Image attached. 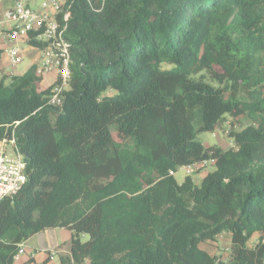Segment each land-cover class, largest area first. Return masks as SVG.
Segmentation results:
<instances>
[{"label": "trees", "instance_id": "16d2710c", "mask_svg": "<svg viewBox=\"0 0 264 264\" xmlns=\"http://www.w3.org/2000/svg\"><path fill=\"white\" fill-rule=\"evenodd\" d=\"M68 5L63 105L34 66L0 78V142L15 138L28 175L0 204V264L57 228L60 264H223L201 245L224 234L229 264H264V0ZM227 116L252 124L204 146ZM208 161L200 186L171 174Z\"/></svg>", "mask_w": 264, "mask_h": 264}, {"label": "built area", "instance_id": "2783aa9c", "mask_svg": "<svg viewBox=\"0 0 264 264\" xmlns=\"http://www.w3.org/2000/svg\"><path fill=\"white\" fill-rule=\"evenodd\" d=\"M70 0H43L37 8L31 7L25 0H16L13 9L0 20V44H11L6 50L10 65L17 67L23 61L22 50L17 45L22 41L40 44L41 65L36 68L37 75L55 73V82L51 86L48 104L62 106L65 93L72 79L71 43L66 34L71 13ZM15 77L10 75V79ZM11 149V151H9ZM205 163L184 166L189 173L204 168ZM174 175L173 172H171ZM28 181L27 161L19 151L14 137L0 142V204L7 199L14 200ZM26 253L24 243L19 245L14 264H20ZM55 251L49 252L52 261Z\"/></svg>", "mask_w": 264, "mask_h": 264}, {"label": "rangeland", "instance_id": "374dc122", "mask_svg": "<svg viewBox=\"0 0 264 264\" xmlns=\"http://www.w3.org/2000/svg\"><path fill=\"white\" fill-rule=\"evenodd\" d=\"M16 1V0H15ZM43 0H25L31 7L37 8ZM3 8L8 11L13 9L14 0H1ZM24 47V45H22ZM2 69H0V78H2L4 72L6 73L7 62L3 60ZM28 64V61H24L18 68L19 72L22 74L25 71V68ZM43 79V78H42ZM6 82H9V79H6ZM55 80L51 75H44L43 84L44 86H49L54 83ZM48 88V87H47ZM252 121L246 116L240 117H232L227 116V121L220 127L216 128L213 132H200L197 135V139L206 147H222L225 149H229L234 147V140L229 136V133L232 131L240 132L242 129L251 125ZM115 142H120L121 137L114 133ZM11 151V149H9ZM215 165L212 161H208L205 163L204 168H200L195 173H189L186 168L181 167L174 174V178L177 183L182 184L187 177H191L194 183L197 186H200L204 180V176L208 173H212L215 171ZM225 235V234H224ZM227 239V240H226ZM81 240L83 242L88 240V237L85 235L81 236ZM256 242L253 241L252 244ZM231 236L226 235L225 237L215 238L214 240L207 241L201 245L202 249L208 251L212 256H216L223 264H229L230 256H231ZM65 247V244H62ZM68 244H66V248H68ZM67 255V254H60ZM51 264H60L59 257L55 256L51 261Z\"/></svg>", "mask_w": 264, "mask_h": 264}, {"label": "crops", "instance_id": "0c3cea01", "mask_svg": "<svg viewBox=\"0 0 264 264\" xmlns=\"http://www.w3.org/2000/svg\"><path fill=\"white\" fill-rule=\"evenodd\" d=\"M5 12L6 10L3 8V5L0 0V20L4 18ZM17 45L22 50L23 61L21 64H23L24 61H28V64L23 74L18 70L21 64L15 68L10 65L6 50L11 46V44H0V69H2L3 67L1 63H3V60H5L7 62V68L6 73L4 72L2 77L9 79V81L11 74H13L14 76H22L27 73L31 67L34 66L37 68L38 66H40L42 61V53L39 48L29 46L28 44L22 41L18 42ZM22 45H24V47H22ZM47 75H51L54 80L56 78L55 73ZM42 84L43 81L41 83V89H46L47 87L49 88L50 86H52L53 83L49 86L44 87H42ZM206 175L204 176V178L206 177ZM222 236L226 238V235H221L217 238H220ZM70 243L71 232L66 229H49L38 233L26 242H24L26 253L25 255H23L22 262L20 264H51L52 262L49 260V252L55 251V256L58 257L60 254H68L70 251ZM62 244H65V247ZM66 244L69 245L68 248H66Z\"/></svg>", "mask_w": 264, "mask_h": 264}, {"label": "clouds", "instance_id": "9594fccd", "mask_svg": "<svg viewBox=\"0 0 264 264\" xmlns=\"http://www.w3.org/2000/svg\"><path fill=\"white\" fill-rule=\"evenodd\" d=\"M51 87V86H50Z\"/></svg>", "mask_w": 264, "mask_h": 264}]
</instances>
